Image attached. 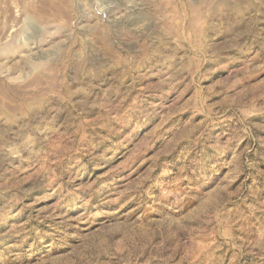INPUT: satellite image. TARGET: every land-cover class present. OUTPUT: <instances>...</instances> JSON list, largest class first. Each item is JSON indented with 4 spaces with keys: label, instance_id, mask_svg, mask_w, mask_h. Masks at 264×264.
I'll list each match as a JSON object with an SVG mask.
<instances>
[{
    "label": "rangeland",
    "instance_id": "obj_1",
    "mask_svg": "<svg viewBox=\"0 0 264 264\" xmlns=\"http://www.w3.org/2000/svg\"><path fill=\"white\" fill-rule=\"evenodd\" d=\"M0 264H264V0H0Z\"/></svg>",
    "mask_w": 264,
    "mask_h": 264
}]
</instances>
